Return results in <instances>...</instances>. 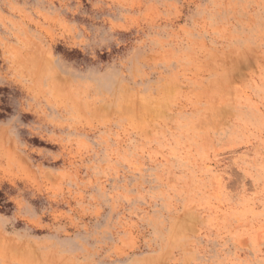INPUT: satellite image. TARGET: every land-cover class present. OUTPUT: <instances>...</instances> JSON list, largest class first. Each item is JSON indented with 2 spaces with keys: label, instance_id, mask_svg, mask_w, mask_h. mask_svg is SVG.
I'll use <instances>...</instances> for the list:
<instances>
[{
  "label": "rangeland",
  "instance_id": "rangeland-1",
  "mask_svg": "<svg viewBox=\"0 0 264 264\" xmlns=\"http://www.w3.org/2000/svg\"><path fill=\"white\" fill-rule=\"evenodd\" d=\"M0 264H264V0H0Z\"/></svg>",
  "mask_w": 264,
  "mask_h": 264
}]
</instances>
